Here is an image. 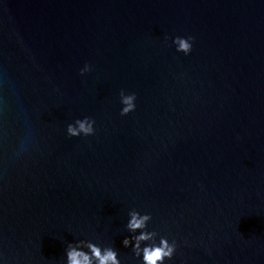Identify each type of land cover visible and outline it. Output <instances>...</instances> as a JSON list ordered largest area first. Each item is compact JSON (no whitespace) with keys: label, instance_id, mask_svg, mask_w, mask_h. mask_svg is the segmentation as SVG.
<instances>
[{"label":"water","instance_id":"water-1","mask_svg":"<svg viewBox=\"0 0 264 264\" xmlns=\"http://www.w3.org/2000/svg\"><path fill=\"white\" fill-rule=\"evenodd\" d=\"M133 207L170 264H264V0H0V258L63 264L89 238L138 264Z\"/></svg>","mask_w":264,"mask_h":264},{"label":"clouds","instance_id":"clouds-1","mask_svg":"<svg viewBox=\"0 0 264 264\" xmlns=\"http://www.w3.org/2000/svg\"><path fill=\"white\" fill-rule=\"evenodd\" d=\"M193 40L194 37L190 35H176L171 38L176 52H181L185 56L191 53ZM91 69L92 66L85 62L79 72L84 75ZM119 102L120 115L135 111L136 93L120 89ZM95 125V119L90 116L77 117L67 123L66 134L70 137L91 136L96 131ZM152 219V214L148 211H141L135 207L128 209L124 223L128 235H125L120 243L124 248H130L138 264H170L178 247L177 241L150 227ZM0 264H4L2 258ZM63 264H122V261L118 250L112 244L78 238L66 242Z\"/></svg>","mask_w":264,"mask_h":264}]
</instances>
